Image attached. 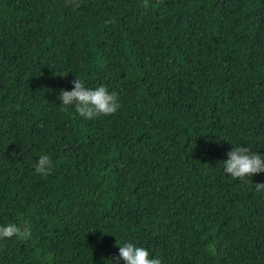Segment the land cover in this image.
Segmentation results:
<instances>
[{
	"label": "trees",
	"instance_id": "16d2710c",
	"mask_svg": "<svg viewBox=\"0 0 264 264\" xmlns=\"http://www.w3.org/2000/svg\"><path fill=\"white\" fill-rule=\"evenodd\" d=\"M74 76L117 110L61 111ZM235 144L264 154V0H0V223L31 228L0 264H108L124 240L264 264V173L224 174Z\"/></svg>",
	"mask_w": 264,
	"mask_h": 264
},
{
	"label": "clouds",
	"instance_id": "9594fccd",
	"mask_svg": "<svg viewBox=\"0 0 264 264\" xmlns=\"http://www.w3.org/2000/svg\"><path fill=\"white\" fill-rule=\"evenodd\" d=\"M69 84V88H60L56 92L61 111L71 108L78 116L90 119L112 114L119 106L116 94L107 90L103 84L88 87L82 79L75 76ZM220 163L222 172L233 179H245L253 174L264 173V154L250 151L247 146L240 144L231 145ZM52 166L50 155L42 153L34 161L32 168L35 174L44 177L51 172ZM260 185L262 183H258L257 187ZM20 224L23 225L22 230L14 222L0 223V239L11 236L17 239L28 238L31 235L30 226L25 221H20ZM117 245V252L107 260L108 264H161L157 255H150L146 247L135 241L124 240Z\"/></svg>",
	"mask_w": 264,
	"mask_h": 264
}]
</instances>
